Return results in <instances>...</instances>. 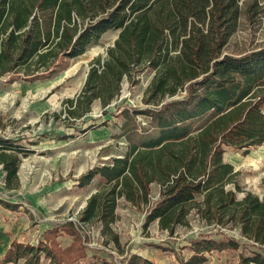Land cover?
Listing matches in <instances>:
<instances>
[{"label": "trees", "instance_id": "1", "mask_svg": "<svg viewBox=\"0 0 264 264\" xmlns=\"http://www.w3.org/2000/svg\"><path fill=\"white\" fill-rule=\"evenodd\" d=\"M241 0H0V78L18 73L38 77L61 59L84 55L111 31H119L115 46L91 63L83 91L65 101V120L83 119L95 101L108 108L121 93L125 77L138 84L146 69L155 72L146 100L156 108L139 111L156 124L155 140L129 142L124 157L90 170L78 180L102 183L79 214L80 227H65L73 237L67 248L51 239L37 245L14 241L0 264H88L80 230L101 226L104 245L121 248L113 225L119 220V199L147 211L145 228L158 222L174 235L190 225L194 211L204 226L232 224L259 251L240 256L241 264H264V196L241 191L239 172L225 162V148L248 150L264 145V47L245 55L225 54L237 32ZM167 97L168 101L162 100ZM205 105L204 118L199 113ZM106 113V110L103 112ZM74 122L71 124L73 127ZM0 138V167L5 188L20 187L18 171L24 150ZM160 200L151 202V185ZM264 184V181H263ZM233 186L235 190L229 189ZM12 210L15 206L0 201ZM70 229V230H69ZM50 241V243H49ZM188 259L178 264H206L213 251L237 250L233 239L193 241ZM126 264H156L129 255Z\"/></svg>", "mask_w": 264, "mask_h": 264}, {"label": "rangeland", "instance_id": "2", "mask_svg": "<svg viewBox=\"0 0 264 264\" xmlns=\"http://www.w3.org/2000/svg\"><path fill=\"white\" fill-rule=\"evenodd\" d=\"M240 11L239 28L224 49L228 55L241 56L264 47V0H241ZM118 36L119 31L108 32L84 55L61 59L56 68L38 77L15 73L0 78V138L11 141L13 148L24 150L20 154L18 190L5 188V172L0 167V201L16 208L12 210L0 203L1 259L12 242L34 246L45 242V233L53 229L58 232L50 238L58 247H69L74 239L65 233L66 225L73 222L80 227L77 218L102 183L96 178L89 186L80 187L78 180L90 170L111 163L113 158L126 156L129 142L139 145L155 140L156 124L148 115L139 114L156 108L154 101L146 103L151 98L147 91L155 76L152 69L138 76L137 85L125 77L121 93L108 108L95 101L92 111L83 119L65 120V101L73 100L83 91L91 63L105 57ZM198 109L201 118L209 113L203 104ZM223 157L239 172L237 182L241 191L236 190L237 198L242 199L248 192L262 198L264 145L252 147L248 152L227 147ZM151 188V202L156 204L160 200V187L154 183ZM229 189L235 190L233 186ZM118 203L119 220L113 230L120 236L121 248L112 243L104 245L100 225L88 232L80 230L88 255L82 262L126 264L129 255L137 254L156 264H178L179 259L193 255L191 243L201 238L220 242L233 239L240 243L237 250L208 253L206 264H241L242 254L251 257L259 251L252 241L243 238L239 227L229 224L219 233L218 228L200 223L194 211L189 217L190 225L178 226L174 235H170L159 229L158 222L145 228L148 218L145 209H137L123 198ZM42 263L50 264L44 260Z\"/></svg>", "mask_w": 264, "mask_h": 264}, {"label": "crops", "instance_id": "3", "mask_svg": "<svg viewBox=\"0 0 264 264\" xmlns=\"http://www.w3.org/2000/svg\"><path fill=\"white\" fill-rule=\"evenodd\" d=\"M9 246H10V245H8V246L6 247L5 252H4V255L6 254L7 249L9 248Z\"/></svg>", "mask_w": 264, "mask_h": 264}]
</instances>
